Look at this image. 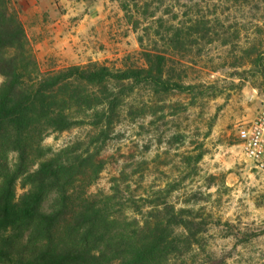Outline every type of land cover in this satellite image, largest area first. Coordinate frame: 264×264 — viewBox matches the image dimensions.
I'll use <instances>...</instances> for the list:
<instances>
[{"label":"rangeland","instance_id":"rangeland-1","mask_svg":"<svg viewBox=\"0 0 264 264\" xmlns=\"http://www.w3.org/2000/svg\"><path fill=\"white\" fill-rule=\"evenodd\" d=\"M15 2L8 0L26 29L31 18L22 2ZM128 2L126 13L120 0H111L118 21L112 46L100 59H39L30 40L41 67L93 61L116 68L143 66V50H152L170 54L176 80L214 88L193 98L178 91L151 93L141 86L125 100L109 135L77 123L51 133L43 146L75 147L92 156L100 171L77 182L80 195L107 201L117 228H134L135 221L162 222L171 205L191 209V217L200 222L192 231L197 241L190 244V230L171 225L168 234L181 243V253L170 263L264 264V165L243 155L238 138V126L255 118L264 103V0ZM78 26L77 19L68 21L72 33ZM173 26L182 29L184 42L178 48L167 45ZM198 154L201 159L194 161ZM8 161L17 164L18 154L10 152ZM75 199L79 202L78 194ZM55 200L50 195L43 208L51 210ZM41 230L31 227L12 242L0 233V264H30L28 259L49 244Z\"/></svg>","mask_w":264,"mask_h":264},{"label":"trees","instance_id":"trees-1","mask_svg":"<svg viewBox=\"0 0 264 264\" xmlns=\"http://www.w3.org/2000/svg\"><path fill=\"white\" fill-rule=\"evenodd\" d=\"M120 1L128 13L129 0ZM170 35L167 45L183 44L181 28L173 26ZM142 55L143 66L116 68L93 61L44 70L20 15L8 0H0V233L12 242L31 227L42 229L49 244L28 259L30 264H172L181 243L171 238L169 227L190 230V244L196 239L192 231L200 222L191 217V209L174 205L162 222L115 227L107 201L80 195L77 182L100 171L92 156L75 147L53 150L42 144L51 133L77 123L109 135L125 100L141 86L151 93L178 91L193 98L214 88L173 78V58L166 52L143 50ZM10 152L19 156L15 165L8 161ZM52 194L55 206L45 210L43 203Z\"/></svg>","mask_w":264,"mask_h":264},{"label":"crops","instance_id":"crops-1","mask_svg":"<svg viewBox=\"0 0 264 264\" xmlns=\"http://www.w3.org/2000/svg\"><path fill=\"white\" fill-rule=\"evenodd\" d=\"M15 1L22 2L23 12L31 18L26 31L39 59L56 58L55 61L61 62L92 57L96 60L112 46V30L118 18L112 12L111 0ZM62 8L66 11H61ZM70 19H77L79 23L75 33L68 27ZM102 43L106 49H100Z\"/></svg>","mask_w":264,"mask_h":264},{"label":"built area","instance_id":"built-area-1","mask_svg":"<svg viewBox=\"0 0 264 264\" xmlns=\"http://www.w3.org/2000/svg\"><path fill=\"white\" fill-rule=\"evenodd\" d=\"M241 152L254 163L264 165V103L257 116L238 126Z\"/></svg>","mask_w":264,"mask_h":264}]
</instances>
